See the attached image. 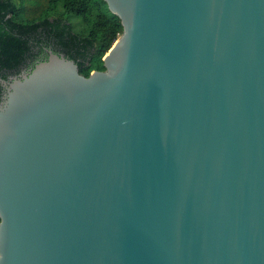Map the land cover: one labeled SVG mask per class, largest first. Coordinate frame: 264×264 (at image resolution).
Instances as JSON below:
<instances>
[{
  "label": "water",
  "instance_id": "water-1",
  "mask_svg": "<svg viewBox=\"0 0 264 264\" xmlns=\"http://www.w3.org/2000/svg\"><path fill=\"white\" fill-rule=\"evenodd\" d=\"M104 1L103 70L0 78V264H264V0Z\"/></svg>",
  "mask_w": 264,
  "mask_h": 264
},
{
  "label": "trees",
  "instance_id": "trees-1",
  "mask_svg": "<svg viewBox=\"0 0 264 264\" xmlns=\"http://www.w3.org/2000/svg\"><path fill=\"white\" fill-rule=\"evenodd\" d=\"M121 32L104 0H0V69L50 47L88 75L104 69L102 57Z\"/></svg>",
  "mask_w": 264,
  "mask_h": 264
},
{
  "label": "flooded vegetation",
  "instance_id": "flooded-vegetation-1",
  "mask_svg": "<svg viewBox=\"0 0 264 264\" xmlns=\"http://www.w3.org/2000/svg\"><path fill=\"white\" fill-rule=\"evenodd\" d=\"M43 48L44 51L42 53H40L36 57L26 59L25 62L18 64L16 67L0 69V78L3 81L5 80L7 83H9L15 78H20V76L23 73L29 72L35 66L36 63L46 60L49 50H52L53 52L58 54L61 53L58 51H54L50 47H43ZM4 92H5V87L2 85L0 81V101L3 98Z\"/></svg>",
  "mask_w": 264,
  "mask_h": 264
}]
</instances>
